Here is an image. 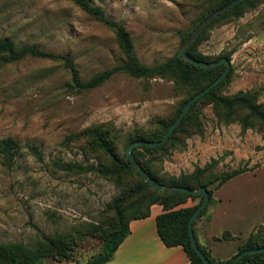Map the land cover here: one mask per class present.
<instances>
[{"label": "rangeland", "instance_id": "rangeland-1", "mask_svg": "<svg viewBox=\"0 0 264 264\" xmlns=\"http://www.w3.org/2000/svg\"><path fill=\"white\" fill-rule=\"evenodd\" d=\"M89 1L124 25L135 55L146 65L178 52L181 34L208 2ZM1 38L17 47L32 44L67 55L82 79L123 59L113 31L68 0H0ZM198 49L210 58L230 52L231 74L220 92H249L264 106V0L210 27ZM188 94V85L171 78L124 72L92 90H78L60 61L0 58V140L10 137L18 143L10 162L0 156V245L35 247L57 238L71 248L69 259L46 257L44 264H85L100 249L102 231L114 216L113 200L126 196L139 179L125 171L105 172L111 167L109 158L83 131L99 126L122 156L128 137L158 132ZM244 117L243 108L226 116L207 103L166 144L164 153L145 157L156 159L161 174L175 176L207 164L220 175L259 163L256 176H242L217 197L237 190L242 206L264 203V124L249 118L250 127L243 129ZM218 207L217 202L210 212L216 208L220 213Z\"/></svg>", "mask_w": 264, "mask_h": 264}, {"label": "trees", "instance_id": "trees-1", "mask_svg": "<svg viewBox=\"0 0 264 264\" xmlns=\"http://www.w3.org/2000/svg\"><path fill=\"white\" fill-rule=\"evenodd\" d=\"M68 1L78 6L93 18L102 21L113 31L115 41L122 54L123 59L121 63L106 68L88 79H82L74 62L67 55L43 50L32 44H24L17 47L14 41L8 38L0 39V58L4 59L6 62L18 61L26 56L60 61L70 74L71 85L78 90H92L97 88L118 72H124L137 78L166 77L189 86L188 97L182 102L173 118L163 121L159 131L156 133L147 136L138 134L131 135L126 141V147L132 141L139 139L147 141L161 140L188 100L214 81L225 69V64L210 69L201 68L186 62L183 58L177 57V53L167 60L156 62L152 65H146L135 55L132 38L122 23L107 18L104 10L92 4L89 0ZM231 1L232 0H208L207 6L201 14L194 19L190 29L181 34L180 43L183 44L186 41L194 27L206 16ZM254 5L255 0H243L218 15L203 28L195 42L187 49V54L197 60L206 62L218 61L223 57L230 61V52L210 58L198 49V44L202 42L206 31L210 27L228 18L238 17L243 10L250 9L254 7ZM230 74L231 71H229L216 86L199 97L191 105L188 112L175 127L164 144L157 147L140 145L133 149L136 160L158 183L165 186H184L189 189H196L202 186L206 188L209 194L208 203L193 221L192 228L198 248L212 264H230L232 259L242 251L264 247V234L262 233L264 224H260L255 226L248 233L246 240L238 246V250L234 255L223 260L214 257L207 246L199 242L196 228L198 220L202 218L209 220L211 218L210 211L217 203V200L213 196V190L218 189L226 181L239 174L255 170L259 166V163L247 168L239 167L220 175L213 174L210 169L211 165L207 164L204 167H196L191 173H181L175 176L161 174L155 165L156 159H147L145 155L164 153L166 144L174 138L175 134L187 121L196 119L201 108L207 103H212L217 112L222 111L226 116H230L236 108H243L246 111V117L241 121L243 129L250 127L249 118H254L264 124V106L257 103L252 94L249 92H238L234 95L227 96L220 92ZM83 133L90 135L95 146L109 158L111 167L103 169L105 172L117 175L125 171L134 173L139 179L136 187L130 189L126 196L122 199L113 200L111 206L114 216L110 225L102 231L100 249L85 264H104L110 261L119 245L130 232L129 222L133 219L147 217L150 214L151 205L155 203L163 207V212L158 214L155 218L157 232L163 244L167 247L181 246L189 259L186 264H204L190 243L187 227L189 217L201 202L202 195H193L182 191L165 193L153 188L146 184L138 173L131 168L125 150L122 156L117 154L106 131L102 130L99 126H95L86 129ZM17 150L18 143L16 140L10 137L0 140V156H2L6 162H10L13 159ZM80 169L85 170L86 167L80 166ZM212 184H214L213 187H210ZM189 200L192 201V205L183 206ZM142 206H145L144 210ZM214 239L233 241L237 239V236L225 230L220 236H215ZM70 251L71 248L68 243L57 238H47L43 243L35 247L17 243L0 245V264H44L43 259L52 256H55L58 260H68ZM66 263L67 262L64 264ZM236 264H264V250L243 255Z\"/></svg>", "mask_w": 264, "mask_h": 264}, {"label": "crops", "instance_id": "crops-1", "mask_svg": "<svg viewBox=\"0 0 264 264\" xmlns=\"http://www.w3.org/2000/svg\"><path fill=\"white\" fill-rule=\"evenodd\" d=\"M258 170L260 168L239 174L213 190L220 213H216L215 208L209 220L205 218L198 220L196 228L199 242L207 246L214 257L223 260L230 258L246 240L248 233L255 226L264 224V203L260 200L251 202L250 207L242 206L243 202L239 199L237 190L226 192L224 197H217L228 184L238 182L244 175L256 176ZM188 205L192 203L188 201L183 206ZM162 212V205L155 203L151 205L147 217L131 220L129 234L119 245L112 259L104 264H186L189 259L183 248L165 246L158 235L155 218ZM225 230L236 235L237 239L233 241L214 239Z\"/></svg>", "mask_w": 264, "mask_h": 264}, {"label": "water", "instance_id": "water-1", "mask_svg": "<svg viewBox=\"0 0 264 264\" xmlns=\"http://www.w3.org/2000/svg\"><path fill=\"white\" fill-rule=\"evenodd\" d=\"M243 0H232L231 2L225 4L224 6L218 8L217 10L210 13L208 16H206L194 29L191 31L189 37L186 39V41L182 44L180 49L177 52V57L183 58L186 62L191 63L193 65H196L201 68H215L221 64H225V69L223 72L210 84H208L204 89L199 91L198 93L194 94L188 102L183 107L182 111L178 115V117L171 123L165 134L163 135L162 139L159 141H147L143 139L135 140L129 143L125 149V153L129 159L131 168L138 173L140 178L148 185L152 186L153 188L165 192V193H175L178 191L187 192L193 195H202V200L197 206V208L193 211V213L190 215L187 227H188V233L190 238V243L192 247L195 249L199 257L202 259L204 264H212L204 255V253L198 248L197 242L195 240L194 234H193V228L192 223L195 220V218L198 216V214L204 209V207L207 205L209 200V194L204 186L196 188V189H189L184 186H165L161 183H158L153 177H151L148 172L142 168L140 163L136 160L133 149L140 145H149L152 147H157L166 142L169 135L173 132L175 127L179 124V122L182 120V118L185 116V114L188 112L191 105L202 95H204L206 92H208L211 88L216 86L229 72L230 69V61L223 57L219 59L218 61H212V62H206L197 60L190 55L187 54V49L195 42L197 37L199 36L200 32L203 30V28L210 23L213 19H215L218 15L225 12L229 8L233 7L234 5L238 4ZM264 250V247L260 248H254V249H247L242 251L241 253L237 254L231 261L230 264H236V262L246 254H251L255 252H259Z\"/></svg>", "mask_w": 264, "mask_h": 264}]
</instances>
